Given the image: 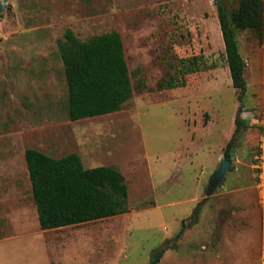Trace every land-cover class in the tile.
Returning a JSON list of instances; mask_svg holds the SVG:
<instances>
[{
    "label": "rangeland",
    "instance_id": "rangeland-1",
    "mask_svg": "<svg viewBox=\"0 0 264 264\" xmlns=\"http://www.w3.org/2000/svg\"><path fill=\"white\" fill-rule=\"evenodd\" d=\"M237 2L221 0L228 10ZM218 5L0 0V164H8L0 165V264H149L164 245L157 264H264L256 188L264 176V31L236 34L246 80L240 102ZM66 29L81 41L119 34L133 86L119 111L69 120L57 47ZM169 82L179 86L157 87ZM236 119L244 127L234 135ZM232 138L228 173L205 199ZM28 148L53 158L75 153L86 169H117L127 211L40 230L22 156Z\"/></svg>",
    "mask_w": 264,
    "mask_h": 264
},
{
    "label": "trees",
    "instance_id": "trees-1",
    "mask_svg": "<svg viewBox=\"0 0 264 264\" xmlns=\"http://www.w3.org/2000/svg\"><path fill=\"white\" fill-rule=\"evenodd\" d=\"M218 2V20L229 76L232 87L239 91L238 100L243 102L245 63L239 53L236 34L250 30L263 36L264 2L238 0L232 10L224 8L221 0ZM57 47L66 79L69 120L117 112L132 97L133 86L118 33L94 35L81 41L72 30L66 29ZM196 70L193 67L187 73ZM177 86L169 82L157 87L174 89ZM243 125L242 120L236 119L234 135ZM232 143L233 138L227 144V159H230ZM24 160L40 230L95 222L127 211V185L122 173L113 167L86 169L75 153L53 158L33 148L25 150ZM198 215L199 209L190 218V224L197 222ZM182 226L185 228L186 223ZM166 250L165 245L158 249L149 264H157Z\"/></svg>",
    "mask_w": 264,
    "mask_h": 264
},
{
    "label": "water",
    "instance_id": "water-1",
    "mask_svg": "<svg viewBox=\"0 0 264 264\" xmlns=\"http://www.w3.org/2000/svg\"><path fill=\"white\" fill-rule=\"evenodd\" d=\"M4 6V4H1V7ZM233 150L231 149V155L230 158H232ZM231 165L230 160L221 158L219 160V166L215 172V174L212 177V180L210 184L208 185V188L206 190V198L207 199L216 189V187L225 179L226 174L228 173L229 167Z\"/></svg>",
    "mask_w": 264,
    "mask_h": 264
},
{
    "label": "built area",
    "instance_id": "built-area-1",
    "mask_svg": "<svg viewBox=\"0 0 264 264\" xmlns=\"http://www.w3.org/2000/svg\"><path fill=\"white\" fill-rule=\"evenodd\" d=\"M256 188L258 192V203L262 212V220L264 224V176H259Z\"/></svg>",
    "mask_w": 264,
    "mask_h": 264
},
{
    "label": "crops",
    "instance_id": "crops-1",
    "mask_svg": "<svg viewBox=\"0 0 264 264\" xmlns=\"http://www.w3.org/2000/svg\"><path fill=\"white\" fill-rule=\"evenodd\" d=\"M4 149H8V150H10L9 148H4ZM25 152V151H24ZM24 152L22 153V156L24 157ZM7 153V152H6ZM9 156H10V153H9ZM1 166H2V164H0ZM4 169H5V171H7V167H8V164L6 163V164H3V166H2Z\"/></svg>",
    "mask_w": 264,
    "mask_h": 264
}]
</instances>
